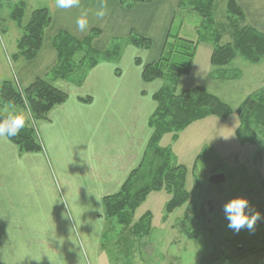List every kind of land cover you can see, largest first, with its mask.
Returning <instances> with one entry per match:
<instances>
[{
    "label": "crops",
    "instance_id": "crops-1",
    "mask_svg": "<svg viewBox=\"0 0 264 264\" xmlns=\"http://www.w3.org/2000/svg\"><path fill=\"white\" fill-rule=\"evenodd\" d=\"M236 1L246 23L264 32V0ZM100 4L80 0L69 9H49L53 22L37 56L15 60L17 43L12 53L16 72L0 81L11 80L25 89L47 78L68 96L34 122L42 152L25 153L8 137H0V264L98 263L107 223L104 198L117 193L144 159L157 107L153 95L165 81L146 82L143 65L161 57L174 26L177 0L131 7L106 0V15L98 19ZM84 14L88 26L80 31L77 19ZM183 27L182 22V36ZM62 31L78 40L93 36L91 46L98 56L128 40L130 58L120 55L109 62L96 57L94 67L56 77L59 54L54 38ZM132 34L151 38V48L134 46Z\"/></svg>",
    "mask_w": 264,
    "mask_h": 264
},
{
    "label": "rangeland",
    "instance_id": "rangeland-1",
    "mask_svg": "<svg viewBox=\"0 0 264 264\" xmlns=\"http://www.w3.org/2000/svg\"><path fill=\"white\" fill-rule=\"evenodd\" d=\"M20 1L0 0V81L13 77L16 72L12 53L21 31L11 16ZM28 1V15L40 7L50 10L56 7L55 0ZM179 9L173 33L179 31L183 22L182 33L195 42L196 51L191 73L177 80V91L205 86L227 102L234 112L227 118L209 116L195 121L183 129L177 139H173L172 134L163 136L160 145L170 148L174 164H182L186 169L189 199L169 213L166 205L173 194L163 189L147 197L128 226L106 216V230L98 246L96 264H264V128L253 126L258 138L256 144L247 141L251 133L246 128L240 138L237 135L241 125L238 107L251 94L260 91L264 94V59L253 64L237 57L225 71H214L219 69L210 62L215 35L221 36L220 44L232 42L234 35L231 26L234 24L227 19L226 0L214 1L213 23L190 6ZM128 43V40L115 43L124 58H130ZM86 52L91 53L84 45L70 57L68 64L76 71L87 69L91 59L88 56L82 60ZM100 55L94 56L102 60L103 54ZM19 113L33 125L29 112L20 109ZM220 172L226 174L225 183L208 181L211 175ZM235 197L246 198L251 210L259 213L254 232L245 228L237 233L228 227L224 206ZM208 201L216 207L211 214ZM146 212L152 215L150 225L145 221L144 233H135V224ZM90 264L95 263L90 260Z\"/></svg>",
    "mask_w": 264,
    "mask_h": 264
},
{
    "label": "trees",
    "instance_id": "trees-1",
    "mask_svg": "<svg viewBox=\"0 0 264 264\" xmlns=\"http://www.w3.org/2000/svg\"><path fill=\"white\" fill-rule=\"evenodd\" d=\"M120 1L127 7H131L137 3L154 0ZM186 6H190L195 10L194 12L205 16L209 23H213L211 13L214 0L177 1V9H185ZM227 12V19L230 24L231 22L234 24L231 25L234 29L233 40L220 44L221 36L215 35L216 44L210 57L211 64L223 72L237 57H242L253 64L260 63L264 59V32L245 23V12L236 0H228ZM11 17L21 31L18 52L14 55V59L33 60L43 46L46 29L53 22L49 9L38 8L30 11L28 15L27 0H21L20 5L13 10ZM92 39L93 36L78 40L64 31L56 35L54 46L59 54V62L54 74H57L59 78H66L73 74L76 70L68 64L71 63L70 57L77 50H81L84 45L91 53L86 52L82 60L89 56L91 64L88 65L94 67L98 62L97 56L94 55L99 53L92 49ZM130 42L143 49H150L152 46V39L140 34H132ZM195 48L196 44L193 40L180 35L179 31L173 33L172 26L159 60L143 65L142 74L146 82L160 79L165 83L153 95L157 103L156 110L150 119L153 134L143 161L130 173L117 193L104 198L105 215L109 218H116L120 224L130 225L136 210L154 191L167 189L172 192L173 195L166 205L169 213L174 212L189 199L190 193L185 186L186 169L182 164H174L170 148L160 145L164 135L172 134L173 139H177L179 133L195 121L209 116L227 118L234 112L227 102L210 92L205 86L199 85L181 92L177 91V80L191 73ZM119 56V48H115L103 53V60L114 61ZM136 63L142 65L140 59H137ZM260 93L263 91L248 96L237 109L241 123L237 129V135L240 138L246 128L251 133L247 140L251 144H256L258 141L253 126L264 128V94ZM67 98L66 92L47 78H38L25 89H21L16 82L11 80L0 82V121L10 114H19L20 109L29 112L33 120L32 126L26 121L17 136L8 137L10 141L25 153L42 152L43 144L39 139L34 122L44 119L53 108L66 102ZM9 108H13L12 113L8 112ZM151 216L150 212H146L140 218V221L135 224L137 227L135 233H144L143 224L146 221L150 225Z\"/></svg>",
    "mask_w": 264,
    "mask_h": 264
},
{
    "label": "clouds",
    "instance_id": "clouds-1",
    "mask_svg": "<svg viewBox=\"0 0 264 264\" xmlns=\"http://www.w3.org/2000/svg\"><path fill=\"white\" fill-rule=\"evenodd\" d=\"M56 7L59 9H69L79 6L80 0H55ZM106 0H101L99 10L96 13L98 19L106 15ZM77 26L80 31H84L88 26L86 14L77 19ZM26 117L23 113L9 115L6 119L0 121V137H15L25 126ZM246 209H249L246 212ZM226 218L229 221L228 227L235 232L241 229H247L254 232L257 221L260 219L258 212L251 210L249 202L244 197H235L224 206Z\"/></svg>",
    "mask_w": 264,
    "mask_h": 264
},
{
    "label": "water",
    "instance_id": "water-1",
    "mask_svg": "<svg viewBox=\"0 0 264 264\" xmlns=\"http://www.w3.org/2000/svg\"><path fill=\"white\" fill-rule=\"evenodd\" d=\"M226 180V174L224 173H215L213 175H211L208 179V181L210 183H213V184H221V183H224ZM211 204V201H208V205ZM213 210V208H210L209 209V212H211Z\"/></svg>",
    "mask_w": 264,
    "mask_h": 264
},
{
    "label": "flooded vegetation",
    "instance_id": "flooded-vegetation-1",
    "mask_svg": "<svg viewBox=\"0 0 264 264\" xmlns=\"http://www.w3.org/2000/svg\"><path fill=\"white\" fill-rule=\"evenodd\" d=\"M226 181V180H225ZM225 183V182H224ZM207 207H208V211H209V209L210 208H213V210L211 211V212H209L210 214L211 213H213V212H215V209H216V207L214 206V204L211 202V204H209L208 205V202H207ZM212 220V218L211 217H209V222ZM239 249L241 248L240 246L238 247Z\"/></svg>",
    "mask_w": 264,
    "mask_h": 264
}]
</instances>
